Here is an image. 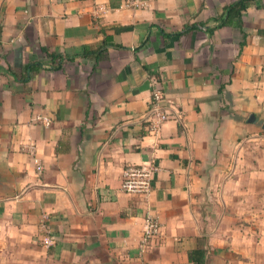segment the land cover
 <instances>
[{"label": "crops", "instance_id": "1", "mask_svg": "<svg viewBox=\"0 0 264 264\" xmlns=\"http://www.w3.org/2000/svg\"><path fill=\"white\" fill-rule=\"evenodd\" d=\"M144 1L0 0V264H264V0Z\"/></svg>", "mask_w": 264, "mask_h": 264}, {"label": "built area", "instance_id": "2", "mask_svg": "<svg viewBox=\"0 0 264 264\" xmlns=\"http://www.w3.org/2000/svg\"><path fill=\"white\" fill-rule=\"evenodd\" d=\"M126 5L129 7H143L144 0H126ZM165 97L163 90L158 84L154 86L151 100V130L158 132L164 123L169 119V111L165 106ZM46 124L48 120H44ZM41 169V167H40ZM161 168L155 160H150L143 166H128L123 171V179L121 190L126 194L140 195L148 198L153 191V184L156 176L160 173ZM160 231V223L150 211L146 213L143 226V235L140 242L141 250L144 251L151 240L158 235ZM44 244L52 245L53 239L46 237L43 239Z\"/></svg>", "mask_w": 264, "mask_h": 264}, {"label": "trees", "instance_id": "3", "mask_svg": "<svg viewBox=\"0 0 264 264\" xmlns=\"http://www.w3.org/2000/svg\"><path fill=\"white\" fill-rule=\"evenodd\" d=\"M247 8V0L238 1L230 6L226 7L224 18H222L221 25H233L239 29L243 27L242 13ZM50 58L55 61L58 56L55 54H49ZM30 70V68L28 67ZM207 251L205 250H192L189 252V261L195 264H205V258Z\"/></svg>", "mask_w": 264, "mask_h": 264}]
</instances>
